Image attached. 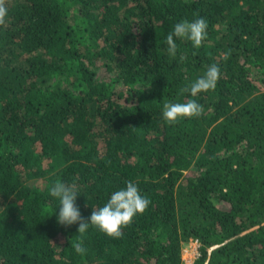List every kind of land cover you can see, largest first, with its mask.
<instances>
[{"label":"trees","instance_id":"obj_1","mask_svg":"<svg viewBox=\"0 0 264 264\" xmlns=\"http://www.w3.org/2000/svg\"><path fill=\"white\" fill-rule=\"evenodd\" d=\"M200 17L201 47L169 56L174 25ZM213 63L214 90L180 94ZM188 99L203 115L168 124L163 104ZM56 180L85 219L129 181L151 204L120 239L90 226L81 256ZM192 240L194 264H264V0H8L0 264H184Z\"/></svg>","mask_w":264,"mask_h":264},{"label":"clouds","instance_id":"obj_2","mask_svg":"<svg viewBox=\"0 0 264 264\" xmlns=\"http://www.w3.org/2000/svg\"><path fill=\"white\" fill-rule=\"evenodd\" d=\"M7 21L8 0H0V26L6 25ZM208 27V21L202 17L193 21L184 19L177 22L172 32L166 36L169 56L175 57L177 54V39L190 41L196 48L201 47L207 39ZM231 51L229 49L223 53L224 59L231 55ZM221 75L220 66L213 63L208 66L203 76L189 86L182 87L180 94L189 93L192 97H196L202 92L214 90ZM203 113V105L195 99H188L182 103L166 102L163 104L162 110L164 120L170 125L176 124L182 119L199 118ZM49 194L59 200L57 222L63 226L79 225L77 231L81 239L73 243L72 248L81 256L85 255L87 251L83 243V236L90 226L97 228L110 238L120 239L124 235L123 229L131 225L134 218L143 214L151 204L150 198L141 194L138 185L129 181L126 188L113 192L110 199L102 207L93 208L90 217L85 219L76 204L79 189L75 184L56 180L50 186Z\"/></svg>","mask_w":264,"mask_h":264},{"label":"built area","instance_id":"obj_3","mask_svg":"<svg viewBox=\"0 0 264 264\" xmlns=\"http://www.w3.org/2000/svg\"><path fill=\"white\" fill-rule=\"evenodd\" d=\"M200 242L199 240H192L183 249V263L184 264H194L196 259L199 257ZM189 256V259L186 257Z\"/></svg>","mask_w":264,"mask_h":264},{"label":"rangeland","instance_id":"obj_4","mask_svg":"<svg viewBox=\"0 0 264 264\" xmlns=\"http://www.w3.org/2000/svg\"><path fill=\"white\" fill-rule=\"evenodd\" d=\"M186 259H189V256H187Z\"/></svg>","mask_w":264,"mask_h":264}]
</instances>
